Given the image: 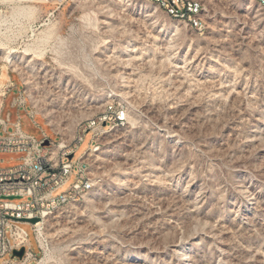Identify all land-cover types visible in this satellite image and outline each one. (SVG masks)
<instances>
[{
    "label": "rangeland",
    "instance_id": "obj_1",
    "mask_svg": "<svg viewBox=\"0 0 264 264\" xmlns=\"http://www.w3.org/2000/svg\"><path fill=\"white\" fill-rule=\"evenodd\" d=\"M39 1L21 3L27 16L0 11V41L23 79L9 67L17 87L1 118L54 140L105 107L112 119L73 155L98 145L92 188L46 218L41 250L19 224L32 264H264V8L199 0L194 29L151 0ZM22 88L27 106H13ZM20 155L0 153V168Z\"/></svg>",
    "mask_w": 264,
    "mask_h": 264
},
{
    "label": "built area",
    "instance_id": "obj_2",
    "mask_svg": "<svg viewBox=\"0 0 264 264\" xmlns=\"http://www.w3.org/2000/svg\"><path fill=\"white\" fill-rule=\"evenodd\" d=\"M46 1L62 4L64 0ZM157 1L158 4L161 3L166 7L168 14L177 13L178 20L192 22L194 29L202 27L201 17L194 15V8H203L199 0ZM25 2V0L21 1V3ZM6 5L8 3L0 4V11ZM3 64H7V71L10 72L8 61L0 59V74ZM16 87L17 84L12 79L5 80L0 87V131L7 132L9 127L12 129L5 136L0 134V153L21 154L18 157L19 164L0 168V257L10 254L14 258L16 257L14 251L23 247V256L15 264H32L36 260V255L28 240L27 231L19 224H30L36 245L41 250L42 244L46 242L43 224L47 218V208L57 207L58 210L67 205L69 200L80 198L82 191L93 183L89 176L90 172H86V163H90L88 148H98V145L93 147V143L97 144L98 136L101 134L99 129L103 128L102 123L106 126L108 121H111L112 115L111 108L105 107L104 113L99 118L82 121L70 138L60 137L59 140H54L43 130V137L37 139L25 133L19 121L10 122L8 114L6 119L1 118L4 99L8 92ZM12 105L27 106L21 101V90ZM27 112L34 121L36 113L31 108L27 109ZM117 119L124 120L121 111L118 112ZM88 132L92 134L93 143L75 160H69L68 155L75 154ZM45 140H48V145H43ZM72 175L75 176L74 182L62 192L55 194ZM2 196L5 198H1ZM10 196H18V198L9 199ZM32 218H38V221L29 222L28 220ZM2 264H13V262L4 261Z\"/></svg>",
    "mask_w": 264,
    "mask_h": 264
},
{
    "label": "bare ground",
    "instance_id": "obj_3",
    "mask_svg": "<svg viewBox=\"0 0 264 264\" xmlns=\"http://www.w3.org/2000/svg\"><path fill=\"white\" fill-rule=\"evenodd\" d=\"M21 1H24V0H2V1H0V4H5V3H8V4H12L13 6H16L17 8V10L16 11H19L20 13L21 12H25V15L27 16L29 13H30V11H28L29 10V5H21ZM26 2H31V1H36V2H41V1H39V0H25ZM151 1H155V2H157L158 3V1L157 0H151ZM254 1H256L262 8H264V1L263 0H254ZM25 2V3H26ZM19 3V4H18ZM200 10H201V8H194V15H198L199 14V12H200ZM28 11V12H27ZM109 14V13H108ZM107 14V15H108ZM170 17H172V18H175V19H177L178 20V14L177 13H170V14H168ZM199 17V16H198ZM189 23V25L193 28V23L192 22H188ZM0 50H3L2 51V54L0 55V59H3L4 61H8V69H9V67L10 68H12V69H10L11 71H14V72H16L18 75H19V78H20V80L22 81V83H23V79H22V77L20 76V74H19V72H17L16 70H15V68L16 67H14L13 68V66H14V56H13V53L15 52L13 49H11L10 47H8V46H6L5 45V43H3L2 41H0ZM24 55H26V56H31L32 55V52H31V49L30 48H24L22 51H21ZM104 53V52H103ZM37 56H38V59H41L42 58V56H43V52H37ZM115 57V56H114ZM100 61L101 62H103V63H105V64H108V63H110L111 64V66H112V63H113V57L112 56H110V55H101L100 56ZM98 59V60H99ZM62 63V62H61ZM60 63V65H62ZM64 65V64H63ZM62 65V67H64ZM6 71H7V64H3L2 65V68H1V74H0V87H1V85H2V83H3V81H4V78L5 77H7V75H6ZM50 72L51 73H49L50 74V76H53V71L52 70H50ZM49 76V75H48ZM27 92L25 91V89H23L22 91H21V101L23 102V103H26V97L28 96L27 94H26ZM89 120V118H87L86 120H84V121H88ZM80 126V124L78 125V127ZM77 130V129H76ZM98 150V148H88V160H89V158L94 154V152H96ZM89 167H90V164L89 163H86V172H89L88 171V169H89ZM92 185H93V183L92 184H89L87 187H86V189L84 190V191H82V193H81V197L83 196V194H85L87 191H89L91 188H92ZM74 199H76V198H73V199H71V200H69V203H71ZM68 203V204H69ZM57 210V207H50V208H47V217L49 216V215H51L54 211H56ZM74 228V227H73ZM102 257V256H101ZM182 264V263H181Z\"/></svg>",
    "mask_w": 264,
    "mask_h": 264
},
{
    "label": "water",
    "instance_id": "obj_4",
    "mask_svg": "<svg viewBox=\"0 0 264 264\" xmlns=\"http://www.w3.org/2000/svg\"><path fill=\"white\" fill-rule=\"evenodd\" d=\"M49 144V142H48V140H45L44 142H43V145H48ZM72 157H73V154H69L68 155V159L69 160H71L72 159ZM1 198H5L4 196H2ZM9 199H12V198H18V196H10V197H8ZM24 221V220H23ZM29 222H31V223H35L36 221H38V218H32V219H30V220H28ZM23 252H24V248L22 247L20 250H15L14 251V255L16 256V257H18V258H22V256H23Z\"/></svg>",
    "mask_w": 264,
    "mask_h": 264
},
{
    "label": "crops",
    "instance_id": "obj_5",
    "mask_svg": "<svg viewBox=\"0 0 264 264\" xmlns=\"http://www.w3.org/2000/svg\"><path fill=\"white\" fill-rule=\"evenodd\" d=\"M9 71H10V70H9ZM10 74H11V72H8V71L6 72L7 77L4 78V81H5V80H8V79H12V78L10 77ZM14 74H15V73H14ZM16 75L19 77V75H18L17 73H16ZM19 79H20V78H19ZM4 81H3V82H4ZM20 82H21V84L23 85V83H22L21 80H20ZM22 90H23V88H22ZM22 90H21V91H22ZM25 101H26V103H27V99H26Z\"/></svg>",
    "mask_w": 264,
    "mask_h": 264
},
{
    "label": "trees",
    "instance_id": "obj_6",
    "mask_svg": "<svg viewBox=\"0 0 264 264\" xmlns=\"http://www.w3.org/2000/svg\"><path fill=\"white\" fill-rule=\"evenodd\" d=\"M37 116V115H36Z\"/></svg>",
    "mask_w": 264,
    "mask_h": 264
}]
</instances>
